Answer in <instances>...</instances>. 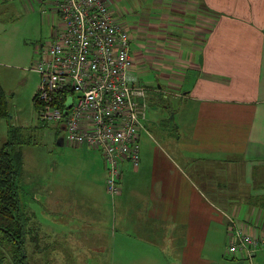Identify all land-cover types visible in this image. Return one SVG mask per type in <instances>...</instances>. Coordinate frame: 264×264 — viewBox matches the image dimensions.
I'll return each instance as SVG.
<instances>
[{
    "label": "crops",
    "instance_id": "0c3cea01",
    "mask_svg": "<svg viewBox=\"0 0 264 264\" xmlns=\"http://www.w3.org/2000/svg\"><path fill=\"white\" fill-rule=\"evenodd\" d=\"M8 1L13 13L25 7ZM105 1L132 33L139 79L147 62L164 63L166 84L152 87L163 97L180 92L179 126H161L166 148L142 146L138 167L123 162L114 201L102 152L63 134L70 161L39 186L37 245L56 247V264H90L102 253L105 264H251L217 249L227 242L223 210L264 233V0ZM148 120L139 139L151 134ZM189 172L205 176L209 194ZM263 251L253 264H264ZM48 253L36 252L41 262Z\"/></svg>",
    "mask_w": 264,
    "mask_h": 264
},
{
    "label": "built area",
    "instance_id": "2783aa9c",
    "mask_svg": "<svg viewBox=\"0 0 264 264\" xmlns=\"http://www.w3.org/2000/svg\"><path fill=\"white\" fill-rule=\"evenodd\" d=\"M52 5L58 29L35 62L40 117L61 122L66 141L102 152L114 201L121 193L123 162L139 165V136L148 117V88L134 73L133 36L105 0H52ZM221 213L228 252H243L253 264L264 250V233H250L235 214Z\"/></svg>",
    "mask_w": 264,
    "mask_h": 264
},
{
    "label": "rangeland",
    "instance_id": "374dc122",
    "mask_svg": "<svg viewBox=\"0 0 264 264\" xmlns=\"http://www.w3.org/2000/svg\"><path fill=\"white\" fill-rule=\"evenodd\" d=\"M31 1L32 3L29 4L27 0L26 2L25 0H18L17 3L25 4V7L19 5L13 13L11 7L14 6L11 1L0 0V82L5 88L9 101V115L0 117V147L12 139V136L16 146H19V139L24 141L22 150L25 156V164L19 180L20 198L24 207L23 211H36L34 216L37 218L32 216V219H34V223H39L43 215L40 211L42 196L39 186L43 183V179L47 180L54 176L56 166L70 161L72 149L70 148L71 145L69 147L68 144L64 146L59 143L64 134L61 122L43 120L40 117V105L35 100L40 85V72L35 68V62L40 58L45 44L53 39L60 19L54 11L52 0H44L42 4L36 3V0ZM39 2L41 3L42 0ZM133 17L131 16L132 21H134ZM163 67V62L151 60L143 66L140 73L141 81L148 88L146 99L149 120L147 126L151 130V134L144 135L142 139H139L140 160L142 146H148L150 149L166 148V146L161 145L164 143L160 142L162 136L166 137V134L160 130L161 126L173 130L179 126L180 113L175 112L179 101L174 100V95H170V93L163 97L152 87L157 82L166 84L162 80ZM12 129H15L14 135ZM94 149L99 150L98 148ZM206 170L212 172V167H208ZM189 174L206 193L210 191L205 176L195 175L191 172ZM57 177L61 180L64 173L59 172ZM121 184L120 182V186H122ZM107 194L112 199L108 192ZM50 219L49 223L55 222L54 216ZM29 235L30 237L28 236L24 246L26 263L56 264L54 255L58 249L54 246L40 248L37 245L38 231L34 230ZM222 235H225L224 232ZM10 238L9 235L5 237V233L0 232V264H22L17 261V250L14 241H11ZM219 238L220 236L217 241L220 243ZM42 248L49 252L46 257L42 258L43 262L36 254ZM82 250L87 251V248H81ZM217 251L220 257L224 254L229 255L226 239L223 243L222 252L220 253V248ZM263 253L264 251L260 252V254ZM90 264H105L103 253L91 259Z\"/></svg>",
    "mask_w": 264,
    "mask_h": 264
},
{
    "label": "trees",
    "instance_id": "16d2710c",
    "mask_svg": "<svg viewBox=\"0 0 264 264\" xmlns=\"http://www.w3.org/2000/svg\"><path fill=\"white\" fill-rule=\"evenodd\" d=\"M8 115L9 101L0 82V117ZM11 131L14 135L15 129ZM13 140L12 136V139L0 147V232L5 233V237L9 235L11 241H14L17 261L27 264L24 246L36 223L32 219V216L35 218L33 212L23 211L20 198L19 180L23 169L21 146L24 141L19 139V146H16Z\"/></svg>",
    "mask_w": 264,
    "mask_h": 264
},
{
    "label": "water",
    "instance_id": "95a60500",
    "mask_svg": "<svg viewBox=\"0 0 264 264\" xmlns=\"http://www.w3.org/2000/svg\"><path fill=\"white\" fill-rule=\"evenodd\" d=\"M68 106H71V98L68 101Z\"/></svg>",
    "mask_w": 264,
    "mask_h": 264
}]
</instances>
